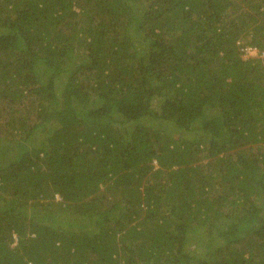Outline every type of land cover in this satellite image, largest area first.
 <instances>
[{"label": "trees", "instance_id": "trees-1", "mask_svg": "<svg viewBox=\"0 0 264 264\" xmlns=\"http://www.w3.org/2000/svg\"><path fill=\"white\" fill-rule=\"evenodd\" d=\"M263 53L264 0H0V264H264Z\"/></svg>", "mask_w": 264, "mask_h": 264}, {"label": "rangeland", "instance_id": "rangeland-1", "mask_svg": "<svg viewBox=\"0 0 264 264\" xmlns=\"http://www.w3.org/2000/svg\"><path fill=\"white\" fill-rule=\"evenodd\" d=\"M256 51L257 50H255V51H249L247 48L245 49V54H244V57H248V55H253V54H255L256 53ZM263 55H264V53L263 54H261V55H259V56H262L263 57Z\"/></svg>", "mask_w": 264, "mask_h": 264}, {"label": "built area", "instance_id": "built-area-1", "mask_svg": "<svg viewBox=\"0 0 264 264\" xmlns=\"http://www.w3.org/2000/svg\"><path fill=\"white\" fill-rule=\"evenodd\" d=\"M249 50H252V49H249Z\"/></svg>", "mask_w": 264, "mask_h": 264}]
</instances>
